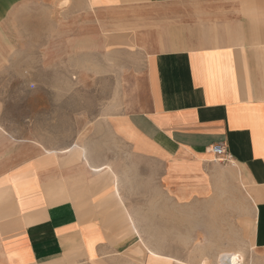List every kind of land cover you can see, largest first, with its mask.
Masks as SVG:
<instances>
[{"label":"crops","instance_id":"crops-1","mask_svg":"<svg viewBox=\"0 0 264 264\" xmlns=\"http://www.w3.org/2000/svg\"><path fill=\"white\" fill-rule=\"evenodd\" d=\"M27 60L36 73L39 63L47 72L59 64L77 76L46 90L82 93L7 100L1 90L23 87L1 76L22 74L16 66ZM102 83H123L130 109L110 99L103 112L106 101L84 96L81 88ZM11 102L19 113L46 107L45 134L32 127L34 110L10 115ZM38 137L63 144L40 154ZM89 138L94 146L64 145ZM217 145L234 159L225 170ZM119 153L140 157L147 179L177 201L210 193L216 170L244 179L264 249V0H0V264H72L112 250L102 203L114 211L122 200Z\"/></svg>","mask_w":264,"mask_h":264},{"label":"rangeland","instance_id":"rangeland-1","mask_svg":"<svg viewBox=\"0 0 264 264\" xmlns=\"http://www.w3.org/2000/svg\"><path fill=\"white\" fill-rule=\"evenodd\" d=\"M72 61L71 65L77 66L76 60ZM17 67L22 69V74ZM57 67L60 65L54 64L55 71L47 72L39 63L36 73L34 65L31 66L30 61L27 60L22 67L21 64L16 66L18 73L12 69V73L1 76V83L21 84L23 90L18 91L12 87L10 90H1V95H5L7 100L11 101L20 98L40 101L48 98L79 97L82 92H78L76 85H71L69 91L46 90L52 87L60 89L62 83L76 84L77 82L76 75L63 76L62 71L57 70ZM30 70L31 73H29ZM26 83L36 84V88L31 86L29 90H26L24 89ZM46 84H48L47 87L44 86ZM102 84L101 91H93L89 87H86L84 91L81 88L85 92L84 96L101 97L102 101H106L105 106H102L103 112L109 109L110 99L117 100L116 109L119 112L130 109L122 106L126 94L122 89L119 90V87L123 83L118 84L117 91L116 89L109 91L108 83ZM33 91L38 93H32ZM7 109L10 115L19 113L17 111L19 108H15L12 102ZM21 109L22 112L18 115L23 117L27 115L28 110H34L35 112L32 113L39 115L38 121L32 122V127L39 137L43 136L47 127H50V124L45 122L46 107L30 106ZM24 123L25 121L16 125L27 126ZM3 125L7 127L6 131H13L15 123L11 121ZM53 127L61 133V123L54 122ZM39 137L35 141L39 144L40 154L45 153L46 145L63 144L61 138L50 140ZM64 141H67L64 145L69 143V147L95 145L93 138ZM104 145L108 146L109 143L104 144L102 141V148ZM117 145L119 152L121 147L127 146L121 140ZM118 162L117 173L122 178L119 179L117 174V179L122 200L114 198L117 200L114 211L108 209L110 199L103 200L102 203L103 207L107 208L102 211L103 224L107 226L110 233L116 231L114 236H111V240H108L112 250L104 252V255L99 258L78 263L73 261L72 264H202L203 259L214 262L217 257L215 255L223 251L238 252L243 256L245 264H264V249L257 248L254 241V204L245 192V188L247 190L248 188L244 179L216 170L210 193L193 201H177L172 196H164L159 192L156 181L147 179L148 173L151 174V172L140 157L134 156L132 160L131 156L119 153ZM212 164L215 165V163ZM224 166L228 164L223 165L225 170ZM121 192H124V199Z\"/></svg>","mask_w":264,"mask_h":264},{"label":"bare ground","instance_id":"bare-ground-1","mask_svg":"<svg viewBox=\"0 0 264 264\" xmlns=\"http://www.w3.org/2000/svg\"><path fill=\"white\" fill-rule=\"evenodd\" d=\"M117 189H119V188H117ZM239 253H241V252H239ZM215 256H217V257H216V260L214 262H211L208 259H203L202 264H245L243 256H241L240 254H238V252H235V251H223L220 254L215 255ZM211 257H213V256H211ZM213 259H215V258H213Z\"/></svg>","mask_w":264,"mask_h":264},{"label":"built area","instance_id":"built-area-1","mask_svg":"<svg viewBox=\"0 0 264 264\" xmlns=\"http://www.w3.org/2000/svg\"><path fill=\"white\" fill-rule=\"evenodd\" d=\"M211 152L214 155V162L216 163H219L221 165H224V164L230 165L234 163V159L232 155H230L225 149V147L221 145L212 147Z\"/></svg>","mask_w":264,"mask_h":264}]
</instances>
